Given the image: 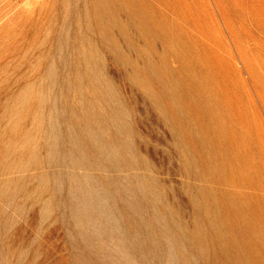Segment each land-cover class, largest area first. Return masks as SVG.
Instances as JSON below:
<instances>
[{"label":"rangeland","instance_id":"1","mask_svg":"<svg viewBox=\"0 0 264 264\" xmlns=\"http://www.w3.org/2000/svg\"><path fill=\"white\" fill-rule=\"evenodd\" d=\"M0 264H264V0H0Z\"/></svg>","mask_w":264,"mask_h":264}]
</instances>
